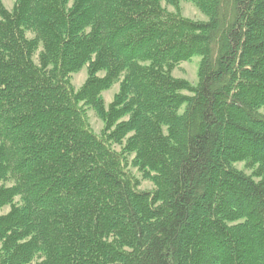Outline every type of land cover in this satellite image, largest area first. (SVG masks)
Instances as JSON below:
<instances>
[{
    "label": "trees",
    "instance_id": "16d2710c",
    "mask_svg": "<svg viewBox=\"0 0 264 264\" xmlns=\"http://www.w3.org/2000/svg\"><path fill=\"white\" fill-rule=\"evenodd\" d=\"M262 109L264 0H0V264H264Z\"/></svg>",
    "mask_w": 264,
    "mask_h": 264
},
{
    "label": "rangeland",
    "instance_id": "374dc122",
    "mask_svg": "<svg viewBox=\"0 0 264 264\" xmlns=\"http://www.w3.org/2000/svg\"><path fill=\"white\" fill-rule=\"evenodd\" d=\"M16 0H2V3L4 7L10 11L14 5ZM169 13H174L179 14L182 18L188 19L190 21H206L205 17L190 3L186 2H181L176 5V7H165L162 5ZM200 58L194 57L190 61L180 63L177 67H175L171 71V76L175 79H181L185 80L189 83L190 86H194L196 84V73H197V66L199 63ZM87 80V70L83 68L81 71H79L77 74L72 75L71 77V85L75 89V91H78L81 89V87L84 85V83ZM118 91V86L114 85L110 90L102 93V97L105 101V104L108 105L111 103L113 96L117 93ZM186 95V94H185ZM260 113L264 115V109L260 110ZM88 120L90 127L92 131L96 134L99 135L102 128L103 124L100 120H98L93 112L89 111L87 112ZM117 151H119L118 147L116 148ZM236 168L238 170H243L244 167L243 164H237ZM130 173L133 174V176L136 179H139V175L136 172L135 169L130 167ZM246 173L249 174V172L245 171ZM140 191H151L152 186L148 182H142L140 185ZM7 210L4 211L6 213Z\"/></svg>",
    "mask_w": 264,
    "mask_h": 264
}]
</instances>
